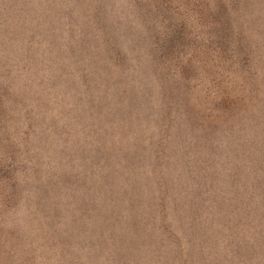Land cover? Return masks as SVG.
Here are the masks:
<instances>
[{"label": "rangeland", "instance_id": "rangeland-1", "mask_svg": "<svg viewBox=\"0 0 264 264\" xmlns=\"http://www.w3.org/2000/svg\"><path fill=\"white\" fill-rule=\"evenodd\" d=\"M0 264H264V0H0Z\"/></svg>", "mask_w": 264, "mask_h": 264}]
</instances>
